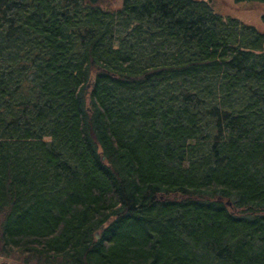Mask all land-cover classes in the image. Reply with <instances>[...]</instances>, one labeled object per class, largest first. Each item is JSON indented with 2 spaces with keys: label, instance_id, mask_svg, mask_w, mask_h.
<instances>
[{
  "label": "trees",
  "instance_id": "16d2710c",
  "mask_svg": "<svg viewBox=\"0 0 264 264\" xmlns=\"http://www.w3.org/2000/svg\"><path fill=\"white\" fill-rule=\"evenodd\" d=\"M105 2L0 0V264H264V30Z\"/></svg>",
  "mask_w": 264,
  "mask_h": 264
},
{
  "label": "rangeland",
  "instance_id": "374dc122",
  "mask_svg": "<svg viewBox=\"0 0 264 264\" xmlns=\"http://www.w3.org/2000/svg\"><path fill=\"white\" fill-rule=\"evenodd\" d=\"M212 9L224 18L231 17L244 24L254 26L257 30H264V3L258 1L236 0H208ZM105 3L119 5L120 0H106ZM19 263L16 258H6L0 255V262Z\"/></svg>",
  "mask_w": 264,
  "mask_h": 264
},
{
  "label": "water",
  "instance_id": "95a60500",
  "mask_svg": "<svg viewBox=\"0 0 264 264\" xmlns=\"http://www.w3.org/2000/svg\"><path fill=\"white\" fill-rule=\"evenodd\" d=\"M98 236V235H97Z\"/></svg>",
  "mask_w": 264,
  "mask_h": 264
}]
</instances>
